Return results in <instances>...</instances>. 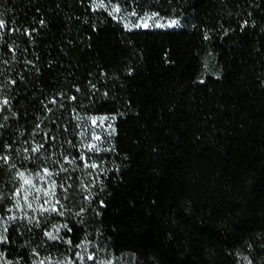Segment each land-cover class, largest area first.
<instances>
[{"label":"trees","instance_id":"trees-1","mask_svg":"<svg viewBox=\"0 0 264 264\" xmlns=\"http://www.w3.org/2000/svg\"><path fill=\"white\" fill-rule=\"evenodd\" d=\"M147 13L186 22L126 24ZM0 23V264H264V0H0Z\"/></svg>","mask_w":264,"mask_h":264},{"label":"rangeland","instance_id":"rangeland-1","mask_svg":"<svg viewBox=\"0 0 264 264\" xmlns=\"http://www.w3.org/2000/svg\"><path fill=\"white\" fill-rule=\"evenodd\" d=\"M112 11H116V13H118L119 8L115 7L114 9V7H112ZM173 20L178 21V24L171 25V21ZM185 22L186 21L183 18L164 17L157 15L156 13H147L141 16L140 18H137L136 20H133L132 18L126 20L127 25L144 26V27H160L159 25H163V27H180L183 26ZM112 121L113 119L110 115H97L93 117L92 129H91V133L93 137L91 142L92 148L101 147V145L105 144L108 135L112 131ZM38 191L40 193V196H44V197L49 196L50 193L49 189L44 184L40 185ZM86 255L90 260H94L95 258L94 255L88 253V249H83L82 256L86 257ZM98 259L99 258H97V262H99Z\"/></svg>","mask_w":264,"mask_h":264},{"label":"snow or ice","instance_id":"snow-or-ice-1","mask_svg":"<svg viewBox=\"0 0 264 264\" xmlns=\"http://www.w3.org/2000/svg\"><path fill=\"white\" fill-rule=\"evenodd\" d=\"M178 24V21H175V20H173V21H171V25H177ZM170 25V26H171ZM3 26V24L2 23H0V27H2ZM145 26H147V25H145ZM160 27H163V25H159Z\"/></svg>","mask_w":264,"mask_h":264}]
</instances>
